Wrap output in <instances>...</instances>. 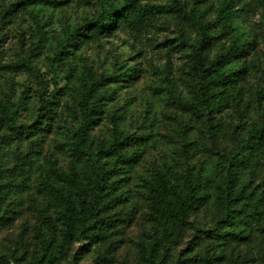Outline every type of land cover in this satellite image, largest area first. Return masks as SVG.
I'll list each match as a JSON object with an SVG mask.
<instances>
[{
    "label": "rangeland",
    "instance_id": "1",
    "mask_svg": "<svg viewBox=\"0 0 264 264\" xmlns=\"http://www.w3.org/2000/svg\"><path fill=\"white\" fill-rule=\"evenodd\" d=\"M23 1L0 0V113L15 124L0 121V264H264V142L257 147L250 136L264 127V0H235L234 26L252 47L225 106L209 117L188 109L197 103L199 39L189 14L197 9L214 21L222 0H139L172 8L140 33L118 29L81 38L78 48L62 46L100 13L98 0L25 8ZM222 32L211 28L213 56L229 42ZM129 69L138 77L123 80ZM92 79L102 112L81 141ZM159 171L171 172L172 190L199 199L184 226L149 219ZM226 178L261 208L241 224L243 240L218 221ZM97 182L113 184L123 202L95 216ZM70 195L85 211L68 242L62 216Z\"/></svg>",
    "mask_w": 264,
    "mask_h": 264
},
{
    "label": "trees",
    "instance_id": "2",
    "mask_svg": "<svg viewBox=\"0 0 264 264\" xmlns=\"http://www.w3.org/2000/svg\"><path fill=\"white\" fill-rule=\"evenodd\" d=\"M101 11L93 18L86 21L84 26L74 30L70 37L72 45H63L62 48H78V42L81 38L98 39L105 34H113L114 31L121 29L127 32L140 33L145 30L147 24L155 18L156 14L166 10L169 7L155 6L151 4H140L139 0H122L119 3L109 2L108 0H98ZM178 3L180 0H172ZM66 3V0H24L23 7L44 6L60 7ZM239 9L235 8V0H222L216 8L214 21L204 18L203 14L197 9L190 11V17L196 24L199 32L198 42L193 46V55L195 58V76L197 80L198 92L196 95L197 103L191 105L188 109L198 114L199 111L211 113L220 111L225 106L229 86H232L240 79L241 70L239 60L246 53L247 49L252 47V40L247 33L234 26ZM222 28L229 38V42L221 46L219 53L214 56L212 47L216 38L211 33L214 25ZM21 63H18L17 66ZM138 77L136 69L127 70L123 80H133ZM120 77L116 76L114 82ZM92 87L87 95V102L96 99V92L99 84L92 79ZM235 87V86H234ZM238 91V90H236ZM239 97V93L235 94ZM93 100L86 104L83 113L82 126L80 133L81 141H84L90 126L96 121V115L102 112L99 100ZM237 99L235 100V103ZM238 104V103H237ZM238 114L242 115L240 105H236ZM4 120L8 125L14 127V120L5 111L0 113V121ZM24 133H28L27 127H21ZM252 143L257 147L264 142V127L252 128L250 131ZM118 143V144H117ZM120 145V141L115 136V143ZM80 148V147H79ZM112 149L115 150V145ZM116 153V151H115ZM133 159H125L126 163H132ZM245 163V162H244ZM233 179L226 178L222 197V213L218 219L219 223L225 224L229 229V236L234 239H245L242 237L243 230H240L241 224H247L249 220L257 218L261 212L260 205L257 202H251L243 191L235 192ZM116 188L113 184L107 186L105 183L97 182L90 188L92 212L98 216L106 207L119 205L123 202L121 196L115 195ZM67 202L68 214L62 216V222L65 230V239L71 242L75 237L76 219L83 216L85 204L83 200L77 203L69 197ZM199 199L193 194H182L172 190L171 172L159 171L155 174L153 182L148 190L149 219L155 227H163L167 222H173L180 225H186L190 219L193 210L198 206ZM218 236V235H217ZM48 244H45V251H48Z\"/></svg>",
    "mask_w": 264,
    "mask_h": 264
}]
</instances>
